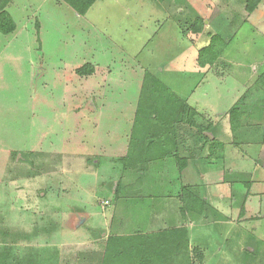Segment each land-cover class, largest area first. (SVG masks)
Returning a JSON list of instances; mask_svg holds the SVG:
<instances>
[{"label":"rangeland","instance_id":"1","mask_svg":"<svg viewBox=\"0 0 264 264\" xmlns=\"http://www.w3.org/2000/svg\"><path fill=\"white\" fill-rule=\"evenodd\" d=\"M6 1L16 30L0 32V264L101 263L104 247L83 239L106 232L104 203L138 197L149 164L195 157H226L224 174L187 186L198 203L177 198L178 175L147 176L166 185L152 218L172 226L181 203L200 220L224 179L229 229L201 234L223 251L197 244L192 264H264V13L244 14L247 0H98L82 17L61 0ZM205 49L221 56L201 67ZM221 120L229 133L213 141ZM141 239L124 241L132 255Z\"/></svg>","mask_w":264,"mask_h":264},{"label":"crops","instance_id":"2","mask_svg":"<svg viewBox=\"0 0 264 264\" xmlns=\"http://www.w3.org/2000/svg\"><path fill=\"white\" fill-rule=\"evenodd\" d=\"M258 12L264 13V1L260 2L253 14L257 15ZM245 13L249 16L246 10H244V14ZM258 104L264 106L263 102ZM228 124H223V120H221L217 125L218 130L213 132L212 136L210 134L208 135L213 138V141L216 139L223 141L222 139L229 133L228 127L230 125ZM114 138L116 139V137ZM115 139L113 140L115 141ZM200 154H202V152ZM226 161V157L217 159L213 163L207 160H198V158L195 157L187 161L182 171L180 170L181 166L176 161H174V164H170L169 161L165 159V161L162 160V163L157 166H154V163L149 164L145 173L146 175H143L144 182L136 189L139 192V196L127 195L125 199L117 195L118 199L116 200L115 207H113V205L111 206V204H109L110 206L107 205V207L113 208V211L106 225V232L99 236L91 234V236L88 235L85 240L83 239L85 249L96 253V251H100V249L104 247L102 262L99 264H107V262L115 264H192L190 258L191 254L195 251V247L198 246L197 244H200V251L204 253L216 252L219 254L223 251V248L220 246L211 248L204 245L201 242V234L205 230L208 231V229L213 226V223L220 232L229 229V214L225 210L229 204L223 193L224 189L229 190V186L225 183L224 179L221 181L216 180L215 183L210 185L212 195L210 198H205L211 199L210 201L212 204L210 202L211 207L200 220L192 213H189L191 215L183 213L181 211L182 204L180 203V206L177 208L174 207V209L172 208L173 211H170L171 214H169V217L173 215L176 218L174 221H170L173 222L172 226H167L166 221L162 218L154 220L151 216L152 211L150 212L149 210V206L152 207L156 200L163 201L162 198L165 197V195L156 196L153 192H156L155 190L159 191L165 189L166 185L164 182L155 183L148 177L156 173L158 176H168L170 174L178 175L179 181H173V183L170 182V184H172L171 187L173 189L180 193L177 198L181 200L184 187L194 186V188L197 189V184L203 185L210 179L215 180L214 178H217V176L223 175L224 163ZM260 163L258 159V165ZM261 168L262 165L258 167L259 170ZM174 170L176 172L172 173ZM261 171L264 172V168H262ZM129 186L130 184L127 185V187ZM141 192H146V194L143 195ZM141 199L145 200L144 206L137 204ZM250 199H252L250 202L255 205L257 201L256 197L251 196ZM194 200L197 203L199 202L196 198H194ZM136 207L140 210H138V214L134 211ZM212 211L216 212L217 217H214ZM207 223H209V225H207ZM129 230L132 233H128ZM131 237H141V241L145 242V244H141L143 247L140 249V256L138 254L132 255L129 251V247L124 244V241ZM80 241L81 239L79 238V242ZM127 252L130 259L122 263L119 262V257L124 256ZM107 255H109L108 261Z\"/></svg>","mask_w":264,"mask_h":264},{"label":"trees","instance_id":"3","mask_svg":"<svg viewBox=\"0 0 264 264\" xmlns=\"http://www.w3.org/2000/svg\"><path fill=\"white\" fill-rule=\"evenodd\" d=\"M9 0H7L6 2L8 3ZM64 3H66L68 6H70L79 16L84 17L87 12L93 7V5L98 1V0H61ZM5 2V3H6ZM260 0H247V6H246V11L249 14H253L255 12V10L257 9V7L260 4ZM5 5H3V8H0V32L3 35H10L12 33H14V31L16 30V24L13 21V19L10 17V15L8 13L3 12ZM226 45V44H224ZM213 47V46H211ZM206 50V49H205ZM201 51L200 55H199V60L198 63L201 67H205V66H211L214 65L217 62V59L219 58L218 56H221V51H216L213 53H209L211 56L207 57V59H203L205 56V54L208 52L207 50L205 51ZM93 72V69L88 65L85 66L84 68L78 70V74L79 75H84V76H88L91 75ZM242 108H235L232 109L230 111V122H231V127L233 131H236L239 127H240V117L243 115V113L241 112ZM185 116H182L181 121H186L184 120ZM186 119V118H185ZM206 139H208L206 136L204 137ZM180 162H183L182 165H180V170H183V166L186 165V159H179ZM187 191L186 193L188 194H192L193 197H195L196 199L199 200L198 196L195 195V193H190L188 192L187 187H184L183 192ZM185 193L183 194L184 197ZM109 203V202H108ZM109 259V255H107V261ZM125 260H122V262H124Z\"/></svg>","mask_w":264,"mask_h":264},{"label":"built area","instance_id":"4","mask_svg":"<svg viewBox=\"0 0 264 264\" xmlns=\"http://www.w3.org/2000/svg\"><path fill=\"white\" fill-rule=\"evenodd\" d=\"M105 205H109V203L108 202H105Z\"/></svg>","mask_w":264,"mask_h":264}]
</instances>
